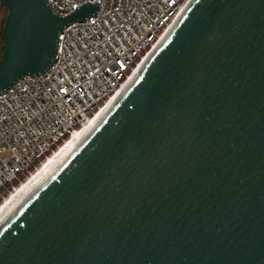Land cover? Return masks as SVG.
Returning a JSON list of instances; mask_svg holds the SVG:
<instances>
[{
    "label": "water",
    "instance_id": "95a60500",
    "mask_svg": "<svg viewBox=\"0 0 264 264\" xmlns=\"http://www.w3.org/2000/svg\"><path fill=\"white\" fill-rule=\"evenodd\" d=\"M0 92L53 65L68 16L0 0ZM0 264H264V0H192L63 166L0 223Z\"/></svg>",
    "mask_w": 264,
    "mask_h": 264
},
{
    "label": "built area",
    "instance_id": "2783aa9c",
    "mask_svg": "<svg viewBox=\"0 0 264 264\" xmlns=\"http://www.w3.org/2000/svg\"><path fill=\"white\" fill-rule=\"evenodd\" d=\"M191 1L48 0L59 16L86 3L100 8L65 27L44 75L22 77L0 92V197L97 119Z\"/></svg>",
    "mask_w": 264,
    "mask_h": 264
},
{
    "label": "bare ground",
    "instance_id": "6f19581e",
    "mask_svg": "<svg viewBox=\"0 0 264 264\" xmlns=\"http://www.w3.org/2000/svg\"><path fill=\"white\" fill-rule=\"evenodd\" d=\"M169 32L166 36H168ZM166 36L164 38H166ZM163 38V39H164ZM162 42V41H161ZM160 42V43H161ZM159 43V44H160ZM158 44V46H159ZM156 46L155 49L158 47ZM154 49V50H155ZM154 50L143 60V62L134 71L128 85L108 106L101 111L97 119L81 132L73 134L62 145L59 146L54 153L42 162L41 165L19 186L16 187L1 203H0V223L4 221L11 213H13L20 205L30 198L37 190H39L54 174L63 166V164L74 154L81 144L92 134L97 126L110 112L114 104L127 90V88L137 79L141 70L152 56Z\"/></svg>",
    "mask_w": 264,
    "mask_h": 264
},
{
    "label": "flooded vegetation",
    "instance_id": "af4514ba",
    "mask_svg": "<svg viewBox=\"0 0 264 264\" xmlns=\"http://www.w3.org/2000/svg\"><path fill=\"white\" fill-rule=\"evenodd\" d=\"M9 9L0 2V61L4 51V40H3V29L5 26L6 19L8 17Z\"/></svg>",
    "mask_w": 264,
    "mask_h": 264
},
{
    "label": "rangeland",
    "instance_id": "374dc122",
    "mask_svg": "<svg viewBox=\"0 0 264 264\" xmlns=\"http://www.w3.org/2000/svg\"><path fill=\"white\" fill-rule=\"evenodd\" d=\"M10 192H12L11 188H8L0 197V203L10 194Z\"/></svg>",
    "mask_w": 264,
    "mask_h": 264
},
{
    "label": "trees",
    "instance_id": "16d2710c",
    "mask_svg": "<svg viewBox=\"0 0 264 264\" xmlns=\"http://www.w3.org/2000/svg\"><path fill=\"white\" fill-rule=\"evenodd\" d=\"M22 179H24V176L22 177ZM19 182H15V185L17 186Z\"/></svg>",
    "mask_w": 264,
    "mask_h": 264
}]
</instances>
